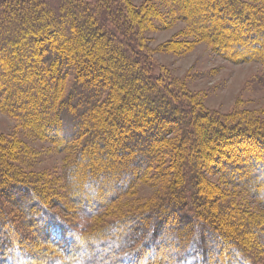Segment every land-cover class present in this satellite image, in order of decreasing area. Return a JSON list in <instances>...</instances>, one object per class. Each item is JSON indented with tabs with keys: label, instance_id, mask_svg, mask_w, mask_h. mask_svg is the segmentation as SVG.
<instances>
[{
	"label": "trees",
	"instance_id": "obj_1",
	"mask_svg": "<svg viewBox=\"0 0 264 264\" xmlns=\"http://www.w3.org/2000/svg\"><path fill=\"white\" fill-rule=\"evenodd\" d=\"M168 1L193 32L230 58L264 62V0ZM152 8H136L129 0H0V107L23 123L29 117L27 127L35 120L39 132L59 142L81 143L91 162L106 155L99 148L118 153L105 156L108 164L96 169L82 166L81 157L68 167L67 187L82 215L99 214L116 191L144 176L159 154H170L176 171L156 206L129 223H108L124 232L94 240L73 232L49 209L50 195L35 192L36 182L8 164L12 151L22 149L0 143L4 264L28 263L11 245L10 226L48 233L67 255L74 245L91 253L73 264H257L250 246L220 228L222 220L198 192L204 190L202 169L227 156L232 161L219 165L228 178L251 184L247 190L258 196L264 188V129L197 110L175 80L157 75L143 50L144 27L160 22ZM172 133L174 143L168 140ZM98 199L107 202L94 206ZM67 255L65 262L55 256L49 262L71 264Z\"/></svg>",
	"mask_w": 264,
	"mask_h": 264
},
{
	"label": "rangeland",
	"instance_id": "obj_2",
	"mask_svg": "<svg viewBox=\"0 0 264 264\" xmlns=\"http://www.w3.org/2000/svg\"><path fill=\"white\" fill-rule=\"evenodd\" d=\"M129 1L136 8L145 10L153 7L159 16L160 22L144 27L143 31V50L150 57L157 75L175 80L191 97L189 101L197 110L209 112L215 119L226 123L242 126L252 123L254 127L260 125L258 128L261 131V127L264 129V62L230 58L225 51L213 46L209 39L205 40L193 32L168 0ZM227 50L230 54V48ZM47 111L51 113L49 109ZM28 120L29 117L25 118V122ZM34 122L27 127L0 107V143L15 144L23 153L12 151L7 162L13 170L36 182L35 192L50 195L48 206L51 212L66 220L78 236L95 240L102 236L105 238L108 232L123 233L122 227L113 230L108 223L120 226L131 222L135 215L156 206L173 182L176 171L172 163L175 162L170 154H159L155 165L128 189L122 187L116 191V199L102 207L99 214L93 217L82 215L78 210L80 204L67 187L65 174L68 171L72 175L68 167L81 157L82 166L96 169L108 164L107 156L116 158L118 153L108 154L109 150L105 153L99 148L97 150L104 152L106 158L99 155L91 162L85 156L87 149L82 148L81 152V143L59 142L50 134L39 132V123ZM176 137V133H172L168 140L174 143ZM220 158L222 162L219 164L232 161L227 156ZM211 164L208 171L202 169L205 181L200 186L204 190L198 194L207 198L206 206L217 215L216 219L222 220L223 227L220 224V228H226L239 242L248 244L256 256L255 262L264 264V201L260 200L264 198V188L260 190V196H256L254 190L246 188L251 184L245 187L232 181L222 169L223 165L216 166L215 161ZM3 202L11 204L15 215H20L9 199L3 198ZM105 202L98 199L94 206ZM136 228L139 229V226ZM7 234L12 236L11 245L19 247L27 256L26 264H50L49 259L54 256L65 262L62 258L67 255L65 247L56 240L52 241L48 233L40 234L33 227L16 232L10 226L7 227ZM67 258L73 264L76 260L90 259L91 253L82 246L74 245ZM1 260L0 264H4Z\"/></svg>",
	"mask_w": 264,
	"mask_h": 264
},
{
	"label": "bare ground",
	"instance_id": "obj_3",
	"mask_svg": "<svg viewBox=\"0 0 264 264\" xmlns=\"http://www.w3.org/2000/svg\"><path fill=\"white\" fill-rule=\"evenodd\" d=\"M117 115V114H116ZM117 117V116H116ZM120 143V142H119ZM112 153V152H111ZM114 154V153H113Z\"/></svg>",
	"mask_w": 264,
	"mask_h": 264
}]
</instances>
